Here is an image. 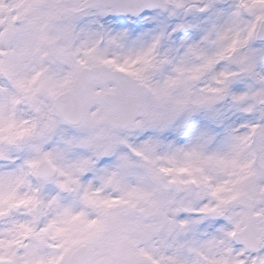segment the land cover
I'll return each instance as SVG.
<instances>
[{"label":"snow or ice","instance_id":"6c2138e0","mask_svg":"<svg viewBox=\"0 0 264 264\" xmlns=\"http://www.w3.org/2000/svg\"><path fill=\"white\" fill-rule=\"evenodd\" d=\"M0 264H264V0H0Z\"/></svg>","mask_w":264,"mask_h":264}]
</instances>
